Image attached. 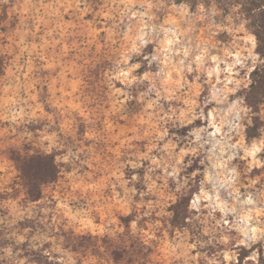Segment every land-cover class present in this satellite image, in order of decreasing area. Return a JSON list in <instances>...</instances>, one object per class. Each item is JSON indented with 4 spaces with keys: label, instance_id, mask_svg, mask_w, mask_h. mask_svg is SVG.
<instances>
[{
    "label": "rangeland",
    "instance_id": "obj_1",
    "mask_svg": "<svg viewBox=\"0 0 264 264\" xmlns=\"http://www.w3.org/2000/svg\"><path fill=\"white\" fill-rule=\"evenodd\" d=\"M260 4L0 0V264H264V100L244 97ZM35 152L58 173L30 198ZM213 169L232 197L200 207ZM173 184L199 208L181 225Z\"/></svg>",
    "mask_w": 264,
    "mask_h": 264
},
{
    "label": "trees",
    "instance_id": "obj_2",
    "mask_svg": "<svg viewBox=\"0 0 264 264\" xmlns=\"http://www.w3.org/2000/svg\"><path fill=\"white\" fill-rule=\"evenodd\" d=\"M261 12H264V4H260L257 6ZM258 34V35H257ZM256 39H257V47L260 46L261 48H264V25L260 27L259 30H257L256 34ZM261 55V53H260ZM264 94V65H261L260 67L255 68L252 73H251V82L249 87L244 91V97L247 105L251 108L252 112H255L257 114L259 112L258 105L259 103L263 102L264 98H260V96ZM248 100L250 103H256L257 102V108L253 109L252 105L248 103ZM253 120L259 121V116L255 115L253 117ZM248 129H250V132H248ZM253 128L248 126L247 127V133L249 136L253 137L255 136V133L253 132ZM32 157H37L34 158L31 162H27L30 158ZM46 157H50L47 159H44ZM19 160L22 162V167L21 169L23 171H27L29 173L28 178H29V184H28V195L30 198H37L38 197V191H39V184L44 183L40 182L39 184H35V181L31 179H47V181H52L55 179L58 170L56 167V164L54 162L53 156L48 155V154H42L39 152L35 153H29L26 154L25 156H18L17 157ZM198 189L197 186H194L190 189V191L193 193ZM175 204V203H174ZM183 206L181 209H177L174 206H171L172 210V217H171V222L174 225H181L184 220L186 215L184 214L182 210Z\"/></svg>",
    "mask_w": 264,
    "mask_h": 264
},
{
    "label": "snow or ice",
    "instance_id": "obj_3",
    "mask_svg": "<svg viewBox=\"0 0 264 264\" xmlns=\"http://www.w3.org/2000/svg\"><path fill=\"white\" fill-rule=\"evenodd\" d=\"M168 43L169 44H172L174 42L173 41H169ZM256 51L259 52V53H261V55H264V48H261V44H260L259 47L256 48ZM182 55L189 56V54L186 53V52H182ZM189 59L193 60L192 69H195L197 62H202V63H205L206 64L208 58L206 56L197 55L195 52H193L189 56ZM254 59L255 58H253L252 60H249V63H253V60ZM239 87L242 88L243 85H240ZM239 95H240V93L238 91H235L234 92V95H232L230 97V99L225 102V107H228V105L231 104V107L229 108V111L230 112L240 113V114L244 113L245 109L244 108H241V104L243 103L242 101H237L236 103H231V101L232 100H235L236 97L239 96ZM260 98H264V94H262L260 96ZM248 103L252 105V108L253 109H256L257 108V102L256 103H250L249 100H248ZM246 123H247V121L245 120V124ZM248 132H250V129H248ZM241 147H243V146H241ZM256 151H257V149L254 148L252 150V153H250V155L255 154ZM34 158H37V157H32L27 162H31ZM47 158H50V157H46L44 159H47ZM171 172H172V170H171V168H169L168 169L169 175H171ZM198 178H201V177H198ZM235 178H236L235 177V174H233L232 179H235ZM46 180L47 179H39L38 180V183H40V182H46ZM226 183L227 182H225V183H218V173H217V171L215 169H213L212 175L208 178V180L205 183V187L208 188L209 192H211L212 195H208V196L202 198L201 201H200V207H203L204 203H206V202H212L214 204L213 196L215 195L217 189L220 190V195L221 196H226V198L228 200H230L231 197H232V192H230V191L225 192L224 191L225 186H226ZM184 187L185 186H183V185H181L180 187H177L176 184H173V189L175 190L174 191V194H175V197H176V202H175V204H173V201L172 200H168L167 201V204L169 206H174L177 209H181V207L183 206L182 210H183L184 214L187 215V216H189V217H191L194 212L199 211V208L197 207V205L195 203H192L191 204V206H192V212H189L188 211V206L191 203V200H190V196H186L185 195ZM248 203H251V201H248ZM214 206H215V204H214ZM261 206H264V202H262ZM134 207L135 206L133 205V208ZM221 211H224V209H221ZM228 211L235 212V209H228ZM217 215H220V213L217 212ZM228 219H230V217L223 218L222 219V224L226 226L228 224ZM244 219H248V217H244ZM261 219H264V217H261ZM140 223H143V220H141ZM188 226L191 227V224H189ZM132 227L135 228V226H132ZM136 231L138 232L139 229H136ZM254 231H255L254 229H249L248 232H245L244 233V235L247 236V239L249 241H252L254 239V236L251 235V234H249V233H252ZM131 234H132L131 233V230H125V232H123V233L117 231L116 232V237L120 241H123L125 235L131 236ZM197 235H199V233H197ZM202 238L203 239H207V237H202ZM262 238H264V236H262ZM192 243H195V241L193 240Z\"/></svg>",
    "mask_w": 264,
    "mask_h": 264
},
{
    "label": "clouds",
    "instance_id": "obj_4",
    "mask_svg": "<svg viewBox=\"0 0 264 264\" xmlns=\"http://www.w3.org/2000/svg\"><path fill=\"white\" fill-rule=\"evenodd\" d=\"M236 63H238V64H239V63H241V61H240V60H237V61H236ZM229 71H231V69H229Z\"/></svg>",
    "mask_w": 264,
    "mask_h": 264
}]
</instances>
